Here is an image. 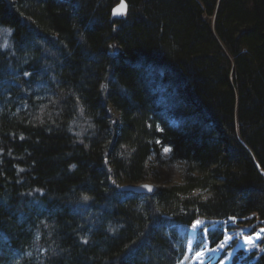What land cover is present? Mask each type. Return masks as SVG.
<instances>
[{
    "label": "trees",
    "instance_id": "1",
    "mask_svg": "<svg viewBox=\"0 0 264 264\" xmlns=\"http://www.w3.org/2000/svg\"><path fill=\"white\" fill-rule=\"evenodd\" d=\"M125 1L0 0V264H180L192 231L264 229V0Z\"/></svg>",
    "mask_w": 264,
    "mask_h": 264
},
{
    "label": "rangeland",
    "instance_id": "2",
    "mask_svg": "<svg viewBox=\"0 0 264 264\" xmlns=\"http://www.w3.org/2000/svg\"><path fill=\"white\" fill-rule=\"evenodd\" d=\"M162 154L164 157L168 156V153H165L164 151L162 152ZM177 176H178V173H177L176 169L173 167L166 169L162 175V177L167 181H173ZM142 184H153L155 186H158V184H156L154 182H143V183H139L136 185H142ZM124 185H129V184H124ZM232 225H233V227H231L230 230H224L223 229L224 231L228 232L227 237H231V239L227 240V242H226L227 248L230 246V250H232L234 252H236L238 249H242V250H244L243 252L246 254L253 252V251L254 252H261V250L263 249V246L261 245V243L255 244V240L254 241L252 240L253 241L252 245H245L244 237H246L247 234L249 235L248 231L250 229L248 224H245L243 222H240V223L233 222ZM208 227H210V225H208ZM215 227H220V226L217 223L215 225ZM259 229H263V228H259ZM263 238H264V233L260 239H263ZM193 239H194V232L192 231V232H190V235H189L187 248H191V244H192ZM227 251L228 250L225 249L224 252L221 254V256L217 259V261H220V263H221V261H224V264H228L231 257L227 254ZM220 252H221V250L218 253H216V252H210V253H213L217 256ZM208 262L213 263V262H215V259H209ZM215 263H213V264H215Z\"/></svg>",
    "mask_w": 264,
    "mask_h": 264
},
{
    "label": "water",
    "instance_id": "3",
    "mask_svg": "<svg viewBox=\"0 0 264 264\" xmlns=\"http://www.w3.org/2000/svg\"><path fill=\"white\" fill-rule=\"evenodd\" d=\"M122 3L125 5V8L123 10L124 11V14L123 15L119 14V12L121 10V4ZM127 11H128V6H127L126 1L125 0H119L116 3V5L113 7V9H112L111 18L112 19H115V20H123L126 17ZM258 169H259V167H258ZM143 185H149V186H151V189L152 190L151 191L146 190L144 187H142ZM120 189L123 190V191H131V192H134V193H136L138 195H151V194H153L156 191L157 186H155L153 184L121 185L120 186Z\"/></svg>",
    "mask_w": 264,
    "mask_h": 264
},
{
    "label": "snow or ice",
    "instance_id": "4",
    "mask_svg": "<svg viewBox=\"0 0 264 264\" xmlns=\"http://www.w3.org/2000/svg\"><path fill=\"white\" fill-rule=\"evenodd\" d=\"M124 8H125V5L122 3V4H121V10H120L119 14H121V15L124 14V11H123ZM114 14H115V13H114ZM25 75H28V73H25ZM168 151H170L169 148H167V147L164 148V152H165V153H167ZM142 187H144V188H145L146 190H148V191H151V190H152V189H151V186H149V185H143ZM85 199H87V197H85ZM230 219H234V218H230ZM203 223H204V222H203L202 220H200V219H196V220L193 221V223H192V229H193V230H197V229H199L200 226H201ZM261 231L264 232V229H262ZM207 232H208V229L205 228V229H204V233H205V235L207 234ZM229 239H231V237H227V236L225 237V241H227V240H229ZM244 242H245L246 245H252V244H253L252 238H251V237H248V236L244 237ZM224 248H225V243L222 242L221 244L218 245L217 248H211V249L204 248L202 251H197V252L195 253V255H196V257H198V258H202V257L204 256V252H205V251L217 252V251L223 250ZM221 264H224V261H221Z\"/></svg>",
    "mask_w": 264,
    "mask_h": 264
}]
</instances>
